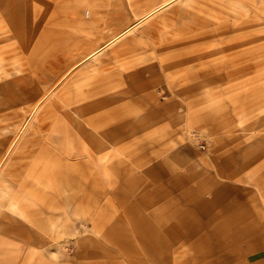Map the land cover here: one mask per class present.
I'll return each mask as SVG.
<instances>
[{
  "label": "rangeland",
  "instance_id": "374dc122",
  "mask_svg": "<svg viewBox=\"0 0 264 264\" xmlns=\"http://www.w3.org/2000/svg\"><path fill=\"white\" fill-rule=\"evenodd\" d=\"M157 1L0 0L10 68L0 82L24 64L40 88L46 68L101 45ZM88 9L108 10L105 28L91 27ZM6 89L0 140L27 100L14 82ZM81 93L91 103L85 128H122L123 161L68 155L86 142L68 125V153L28 145L3 167L0 243L19 222L25 250L36 251L27 264H264V0H173L82 61L49 101L62 107Z\"/></svg>",
  "mask_w": 264,
  "mask_h": 264
},
{
  "label": "bare ground",
  "instance_id": "6f19581e",
  "mask_svg": "<svg viewBox=\"0 0 264 264\" xmlns=\"http://www.w3.org/2000/svg\"><path fill=\"white\" fill-rule=\"evenodd\" d=\"M172 1L173 0H158L154 4H151L135 22L124 26L101 45H97L84 53L76 54L73 59L72 57L69 59H72L71 62H58L57 67L46 68V76L39 80L43 82L42 86L36 90L33 89L30 84V81L32 80L28 79V73L24 72L26 69L24 64H21L22 66H20L21 73L19 75L12 76L9 80H5L3 83L0 82V91L5 88L8 90L12 82H14L17 87V97L21 100H23V98L27 99L26 107L22 113L23 117L21 116L16 122L14 128L8 130L9 134L0 140V194L3 193L5 186V184L2 183V177L5 176L7 172L6 169L3 168L5 163L13 156H20L28 145L32 143L39 144L41 142L47 148V151H50V156L56 157H59L61 151L59 148L62 145L61 148L68 153L69 141L66 132L63 129L66 125L69 127H75L76 131L78 130L79 132L77 134L82 135V137L86 139V142L83 143L85 147L79 148L75 154L72 153L68 155H81L85 157L86 162L90 160L101 162L102 160L110 159L114 165H119L123 161L124 157H121L120 152H118L120 150L119 145L122 142V138L120 137L122 128L119 124L111 127L109 125L113 122L110 123L109 121H105L99 123L93 121L91 123L88 122L91 127L85 128L86 121L83 116L89 111L87 106H91L90 101L88 98H85V95L81 93L76 95L73 100L64 99L62 101V107H59L60 104L54 100L49 101V98L52 97L55 89L66 80L68 75L82 61H85L87 58L96 54L106 45L116 40L119 36L129 32L138 21L150 16L162 6ZM115 9L116 8H113L110 12H116ZM85 12L87 13V17L91 16L95 21L97 19L96 16L98 17L96 24L92 22V28L96 27L98 30H102L109 22L108 10L106 13H102L101 11L100 14L93 9L91 13L89 9L85 10ZM100 25H102V27H100ZM165 38H167V36H165ZM73 48L74 45L68 47L69 50ZM2 52L3 51L0 48V70L4 75H9V57L6 52H4L6 55L1 54ZM195 54L197 55L194 56L193 59H195L197 64L200 65V49L197 50ZM47 62L48 58L45 60V63ZM19 77L20 79L18 80ZM50 117H52L51 120L49 119ZM60 127H62V132H58ZM70 134L71 133H68V136ZM109 146L114 148H112L113 152L111 154L103 152L105 149H108ZM70 148H72V145H70ZM56 205L58 206L59 204L56 203ZM70 205L71 203L68 200L67 206L70 207ZM24 230L26 231L23 225L19 222L17 224L11 223L9 229L6 227L7 233L5 234L4 240L0 243V264H11L13 260L12 258L15 259L17 264H21L22 256H24L26 264L33 260L36 251L33 248H28V251L25 250L28 242V232L26 234ZM33 237L36 238V235L33 234Z\"/></svg>",
  "mask_w": 264,
  "mask_h": 264
}]
</instances>
